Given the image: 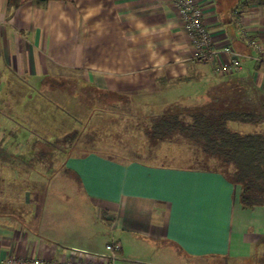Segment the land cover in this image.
<instances>
[{
  "label": "crops",
  "instance_id": "crops-1",
  "mask_svg": "<svg viewBox=\"0 0 264 264\" xmlns=\"http://www.w3.org/2000/svg\"><path fill=\"white\" fill-rule=\"evenodd\" d=\"M195 2L217 51L210 62L193 59L172 0H0V261L62 262L74 250L90 260L110 254V236L115 264H264V206L243 208L225 175L140 159L132 147L126 159L99 151L72 112L116 101L156 116L230 87L264 100V0ZM227 47L240 70L221 74ZM47 157L60 164L53 175L29 168ZM79 192L105 221L98 234L77 224Z\"/></svg>",
  "mask_w": 264,
  "mask_h": 264
},
{
  "label": "trees",
  "instance_id": "trees-1",
  "mask_svg": "<svg viewBox=\"0 0 264 264\" xmlns=\"http://www.w3.org/2000/svg\"><path fill=\"white\" fill-rule=\"evenodd\" d=\"M25 1L10 0L13 5ZM234 90L217 89L206 104L176 106L153 116L145 134L153 146L184 145L197 165L219 171L240 188L243 208L260 207L264 206V100H250ZM233 123L252 125L254 131L235 130Z\"/></svg>",
  "mask_w": 264,
  "mask_h": 264
},
{
  "label": "rangeland",
  "instance_id": "rangeland-1",
  "mask_svg": "<svg viewBox=\"0 0 264 264\" xmlns=\"http://www.w3.org/2000/svg\"><path fill=\"white\" fill-rule=\"evenodd\" d=\"M202 95L208 97L209 94L206 89L203 90ZM81 97L82 95L79 93V99ZM94 103L95 104H93L90 109H82L79 107L77 110H72L77 118L83 123L82 125L79 124L82 126L79 128L82 130V135L84 128L87 130L86 132H88L87 134H84L85 137L82 139L91 136V141L89 143L92 144L90 147H96L99 151L110 154H121L125 159L130 157L127 151H129L128 148L132 147L134 151H137V153L140 154V159L156 161L157 163L164 165L173 164L181 167L194 166L193 162L196 161L193 160L192 156H189L191 155V152H189L183 145L164 143L156 148L151 146L152 144L146 137L145 130L150 123V119L153 117L152 115H154L153 113L159 112V109H155L152 106L141 107V105H138V103L136 104V102L134 104L132 102L116 103V101H112L110 104L115 106L114 109L106 107L108 106L106 103L102 105L100 102L95 101ZM144 103L150 102L146 101ZM183 103L186 104V102ZM231 127L235 130L250 131L249 129L254 126L233 123L231 124ZM94 131L95 133H92ZM80 134H78V136ZM84 141L85 140H81L80 144H83ZM105 146H113V149L107 150L104 148ZM39 163L40 164L36 166L31 164L29 168L36 169L39 173L48 175L47 177L53 175L56 168L60 166V164H51L48 157L39 160ZM71 199L73 201L71 204L72 206L77 203L76 206L80 207L81 211L85 212L86 210V213L82 217L83 219L81 218V213L78 214L79 218H77V224H88V226H90L89 228L92 231H96V234H98L99 230H102V227L98 224H105V221L97 220L96 212L93 211L97 207L90 200L84 198L80 192L77 194V197ZM92 216H94V218ZM83 238L84 237L82 236H75L72 240L82 241ZM110 239L111 237L107 236L105 240L106 243L107 241L110 242ZM104 248H106V246H104Z\"/></svg>",
  "mask_w": 264,
  "mask_h": 264
},
{
  "label": "built area",
  "instance_id": "built-area-1",
  "mask_svg": "<svg viewBox=\"0 0 264 264\" xmlns=\"http://www.w3.org/2000/svg\"><path fill=\"white\" fill-rule=\"evenodd\" d=\"M179 9L180 17L183 25L191 38L193 46V59L198 62H210L215 59L217 51L213 47L210 40L208 28L203 23V13L195 0H172ZM248 45L254 47L258 52H261V46L254 39L249 38ZM224 54L228 55V61L220 63L216 67V71L221 74H232L240 70V55L232 48L227 47L223 50ZM108 255H95L90 260H82L74 258L77 250H74L72 258L54 262L40 258L36 259H19L9 258L0 261V264H115L114 253L120 250L118 242L111 239L106 246Z\"/></svg>",
  "mask_w": 264,
  "mask_h": 264
}]
</instances>
